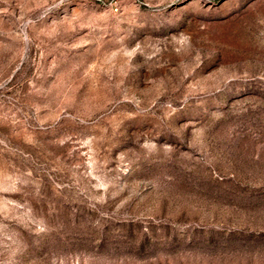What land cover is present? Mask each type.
I'll list each match as a JSON object with an SVG mask.
<instances>
[{
  "label": "rangeland",
  "instance_id": "1",
  "mask_svg": "<svg viewBox=\"0 0 264 264\" xmlns=\"http://www.w3.org/2000/svg\"><path fill=\"white\" fill-rule=\"evenodd\" d=\"M0 264H264V0H0Z\"/></svg>",
  "mask_w": 264,
  "mask_h": 264
},
{
  "label": "built area",
  "instance_id": "2",
  "mask_svg": "<svg viewBox=\"0 0 264 264\" xmlns=\"http://www.w3.org/2000/svg\"><path fill=\"white\" fill-rule=\"evenodd\" d=\"M118 9H116V11H117Z\"/></svg>",
  "mask_w": 264,
  "mask_h": 264
}]
</instances>
